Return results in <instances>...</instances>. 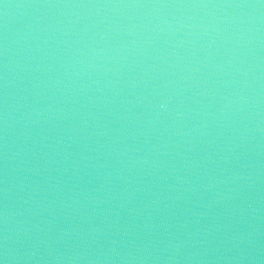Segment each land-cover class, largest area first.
<instances>
[{
    "label": "water",
    "instance_id": "water-1",
    "mask_svg": "<svg viewBox=\"0 0 264 264\" xmlns=\"http://www.w3.org/2000/svg\"><path fill=\"white\" fill-rule=\"evenodd\" d=\"M0 264H264V0H0Z\"/></svg>",
    "mask_w": 264,
    "mask_h": 264
}]
</instances>
